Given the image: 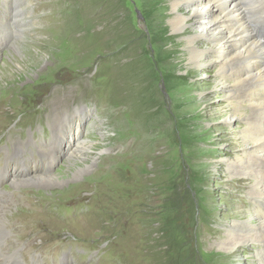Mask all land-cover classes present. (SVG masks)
Listing matches in <instances>:
<instances>
[{
    "label": "rangeland",
    "instance_id": "rangeland-1",
    "mask_svg": "<svg viewBox=\"0 0 264 264\" xmlns=\"http://www.w3.org/2000/svg\"><path fill=\"white\" fill-rule=\"evenodd\" d=\"M16 1L0 0V39L15 33L0 43L2 252L45 246L62 264H256V243L218 249L224 220L251 204L249 184L225 173L241 149L221 118L224 84L207 54L187 67L196 27L172 26L170 2L188 17L185 0H22V16ZM17 174L53 183L15 190Z\"/></svg>",
    "mask_w": 264,
    "mask_h": 264
},
{
    "label": "bare ground",
    "instance_id": "bare-ground-1",
    "mask_svg": "<svg viewBox=\"0 0 264 264\" xmlns=\"http://www.w3.org/2000/svg\"><path fill=\"white\" fill-rule=\"evenodd\" d=\"M19 1L18 14L22 16L25 1L16 2ZM240 2L246 6L245 15L242 14L236 0H185L184 5L190 14L188 17L178 16L177 9L181 5L178 1H171L170 7L175 31L184 30L186 21L197 29L185 39L187 67L203 66L201 58L207 54L205 64L212 63L219 84H224L225 95L222 98L224 107L221 110V118L225 122L226 130L234 135L237 146L241 149L239 153L234 154L225 173L228 178L240 174L249 184L244 192V198L249 197L251 204L245 210L240 209L236 213V221L230 218L224 220V226L228 230L223 233L218 249L225 253L228 250L225 242L231 240H234L233 248L253 242L257 246L253 254L254 263L264 264V0ZM223 3L225 5L222 7ZM250 10L253 13H250ZM13 21L16 23L19 20ZM7 34L6 40L0 39V43H8L15 33ZM199 40L206 44L205 49L196 47ZM218 44L220 47L216 48ZM222 47L226 48L221 50ZM21 150L22 148L15 147L12 151L20 153ZM74 151L73 149L72 152ZM28 153L30 151L25 152L26 155ZM53 154L52 151V157ZM26 155L23 156L24 160ZM73 156L78 160L75 155ZM8 172V169H5L1 177L7 178ZM17 177V180H9L15 190L37 186L41 188L52 182L50 177L42 175L27 177L17 174ZM0 204L1 214L3 208L1 193ZM3 223L0 219V260H4L3 264H20L18 253L2 252L3 241L10 240ZM254 230L257 232L252 240L251 233Z\"/></svg>",
    "mask_w": 264,
    "mask_h": 264
},
{
    "label": "trees",
    "instance_id": "trees-1",
    "mask_svg": "<svg viewBox=\"0 0 264 264\" xmlns=\"http://www.w3.org/2000/svg\"><path fill=\"white\" fill-rule=\"evenodd\" d=\"M144 9V8H143ZM143 12H144V10H143ZM145 13V12H144ZM144 17H145V20H146V23H147V27H150L151 25H150V23H149V20H148V17L146 16V15H144Z\"/></svg>",
    "mask_w": 264,
    "mask_h": 264
},
{
    "label": "built area",
    "instance_id": "built-area-1",
    "mask_svg": "<svg viewBox=\"0 0 264 264\" xmlns=\"http://www.w3.org/2000/svg\"><path fill=\"white\" fill-rule=\"evenodd\" d=\"M224 4V3H223ZM222 6V5H221ZM223 7V6H222Z\"/></svg>",
    "mask_w": 264,
    "mask_h": 264
}]
</instances>
